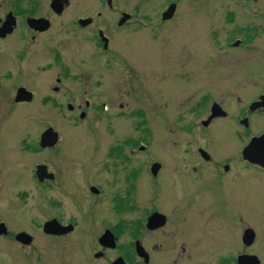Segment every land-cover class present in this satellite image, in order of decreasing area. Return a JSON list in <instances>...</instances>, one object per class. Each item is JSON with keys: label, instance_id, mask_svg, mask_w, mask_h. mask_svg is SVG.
<instances>
[{"label": "rangeland", "instance_id": "rangeland-1", "mask_svg": "<svg viewBox=\"0 0 264 264\" xmlns=\"http://www.w3.org/2000/svg\"><path fill=\"white\" fill-rule=\"evenodd\" d=\"M64 1L69 5L53 31L59 44L43 51L36 64L41 68H30L27 58L21 64L15 61V68L0 65V223L9 232L0 236V264H112L124 247H132L135 225L142 222L137 238L151 252L147 264H219L200 253L210 247L204 242L206 217L194 224L195 218L190 223L187 218L192 189L187 164L199 146L220 157L236 145L241 151L249 136L264 130V114H248V107L264 94V0ZM170 1L177 4L176 12L162 22ZM37 2L45 11L50 0ZM7 5L8 0H0V14ZM123 13L133 18L118 28ZM83 17L94 24L78 31L73 22ZM98 31L111 39L107 53L96 45ZM248 31L252 41L235 49L230 43L243 41ZM52 48L69 70L59 83L63 64L53 61ZM20 65L23 74L18 76ZM12 70L17 76L5 78ZM35 70L39 72L28 79V71ZM19 86L33 93L31 103L14 101ZM87 98L97 106L106 102L109 110L85 108ZM212 103L227 117L204 129L200 123ZM67 105L77 113L68 112ZM243 117L249 119L247 130L239 125ZM47 128L58 140L42 150L38 141ZM140 144L142 151L135 148ZM114 147L143 167L127 205H121L124 166L117 162L116 176L110 172L109 165L117 160L110 155ZM153 162L162 168L158 179L148 170ZM40 164L48 165L56 180L38 183L34 172ZM239 185L236 207L246 218L249 211L254 215L255 229L263 235L264 180L241 179ZM216 208L219 215L225 210L219 204ZM156 210L167 216V225L159 233L148 232L146 218ZM54 219L75 228L65 237L44 234L43 224ZM220 225L221 232L210 233L208 242L215 249L222 240L215 253L228 258L238 249L232 227L225 221ZM105 231L116 237V249L99 244ZM172 231L173 238L167 236ZM20 232L31 236L30 246L14 241ZM99 252L103 255L96 258ZM255 252L264 264V251Z\"/></svg>", "mask_w": 264, "mask_h": 264}, {"label": "flooded vegetation", "instance_id": "flooded-vegetation-1", "mask_svg": "<svg viewBox=\"0 0 264 264\" xmlns=\"http://www.w3.org/2000/svg\"><path fill=\"white\" fill-rule=\"evenodd\" d=\"M53 1L54 0H50V3L47 6L45 5L46 10L42 11L41 6L37 2V0H29V3L28 2L26 4L24 3L25 6L23 5L21 0H13L12 2L8 0V5L5 6L4 12L0 14V29L2 28L4 23H6L7 21H10V31L5 32V33L3 32V34L0 33V65L8 64L9 66L15 68L14 65L21 64L24 61V59L27 58V60L30 62L29 63L30 68L31 66L32 67L39 66V67H36V69L41 68L42 65H39V64L36 65V64L40 63V57L43 55L44 53L43 51L47 47H49L51 43H53L54 45L59 44V40L57 39L56 36H54L55 35V33L53 32L54 27H57V22L59 20L61 21V17L63 16V11L69 5V2L64 1L62 3L61 12L57 13L52 7ZM59 1H63V0H59ZM171 4H175L176 9H177V4L174 1H170L169 5ZM176 9H175V12H176ZM162 15L163 13H161V17H160V20L162 22H169L174 17L173 15L170 19L163 20ZM132 18L133 17L129 15L127 19L124 21V24L122 26H125L127 23H129ZM31 20H36V21L41 20L43 22L35 24L32 22L30 23ZM80 21H86V22L84 25H81ZM91 24H94V23H93V19L90 17L77 18L76 21L73 22L74 28L78 31H83L84 29L89 27ZM117 25H118V28H120L121 25H119V21ZM250 32L251 31L247 32V35L243 41L236 39L233 41V43L231 42L230 44L233 46L234 43L237 41H239L242 44H246L250 40L252 41L253 36H249ZM27 40L29 41L28 43H27ZM95 40H96L97 47L98 48L101 47L104 53L105 52L107 53L108 46L111 44V39L107 37L106 35H104L102 31H98V37L95 38ZM72 45L73 44L71 42V46ZM19 46H20V49H17L16 51V48H18ZM233 47L235 49H238L239 45L236 47L235 46ZM29 48L32 50L29 51L30 54H28V57H26L27 53H25V51L28 50ZM52 49H53L52 51L53 61H58L61 64H63L61 53H59L54 48ZM15 61L17 62V64L15 63ZM29 64L25 65V68L27 70L29 69ZM55 64H58V63H55ZM61 66H62L63 74L62 73L60 74V79L58 78L56 79L57 83L61 82V80L65 81V79L69 77L68 75L69 70L67 69L66 65L63 64ZM26 69L25 71H27ZM22 70L23 68H21V65H20L18 76L23 74V73H20L22 72ZM13 71L14 70H12V73L7 72V74H5L6 76L5 78H10V76L11 78H14L16 73H14ZM28 72L30 74L28 77L29 79L32 73L39 72V71L35 70V71H28ZM36 76L37 75H35V77ZM21 87L22 86H19V88ZM54 91L58 92V88L54 89ZM44 101H47V100H44ZM49 101L55 104L54 99H49ZM83 104L85 108H89V109L93 108V110H99L102 112L104 111L107 112L109 110V107L106 102L97 106V105H93L91 101L87 98V99H84ZM213 104H217V103H212V105L210 106V111L206 115V119L204 121H201L200 123L204 129L208 128L209 126L211 127L218 120H225L227 117L226 112H225L226 113L225 115L212 116L213 115V111H212ZM66 109L68 110V112L77 113V111L74 110V107L71 105H67ZM259 112L263 114L261 110H257V111L250 112V113L254 114V113H259ZM83 115L85 116V114ZM243 121H247V126L241 125ZM239 125L243 126L244 129L247 130L249 127V119L247 117H243L242 120L239 121ZM232 133L233 135H236L237 139L239 138L238 141L241 140V136L238 132L234 131ZM263 134H264V130L258 133L257 135L249 136L248 140L246 141V144H244L241 151H237L238 145H236L231 152L222 153L220 157H215L213 152L208 151L205 146L204 147L199 146L195 149V151H192V154L194 153L195 156L189 158V163L187 164V178L189 179L188 183L190 184V186H192V189L190 190V194L187 196V218L189 220V223L191 222L192 218L193 219L195 218L193 222L194 224L197 222V219L200 218L202 222L205 220V217H206L205 224L208 225V229L205 234L204 242H205V248L208 245L210 247L200 252L202 256L204 257V260L206 261L217 258V260H219V264H221L222 262H230L232 264H237L239 258L243 259V258H248V257H255L259 261V264H262L261 261H263V259L260 254H257L255 252V249L259 248L264 251V234L259 235L257 232L258 230L255 229L254 224L256 221L254 219V215H252L249 211L248 216L246 218L245 214H242L240 212V210L236 207L235 203H236V198L237 200L239 199L237 195L239 194V191H240L239 182L241 179H245L247 182H251L253 179L258 177L264 180V166H260L259 164L249 162L248 160L242 157V150L248 145L250 140L252 138L262 136ZM131 145L133 146L134 142ZM135 148H137V150H140L139 145L138 147L136 146ZM110 155L112 159L117 158V160L112 161L111 164L109 165L111 174L116 176V170H117V167L119 166L117 162H120V164L124 166V170H125V174L123 176L124 190L122 188V191H121L122 192V197H121L122 204L121 205H127V195L130 197L131 193L136 191L135 181H137L138 178L140 177V174L143 173L142 172L143 167L141 166L139 159H129L121 147L112 148ZM226 156L228 157L225 158ZM155 164L158 165V169H157L156 175L151 174V176L153 178L158 179L160 175L159 172L162 170L159 163L153 162L149 164V169L148 168L147 169L151 173L152 166ZM42 166H45L47 173L51 175L50 176L45 175V177H42L43 182L41 183L50 184L49 182H53L54 180H56L54 174L51 173V170L48 167V165L43 164ZM111 167L114 168L113 171L111 170ZM218 204L220 208L221 207L225 208L224 210L226 211L225 218L223 215L224 211L221 210V215H219L218 211L216 210L217 209L216 206ZM132 208L137 209V203L133 202ZM152 213H160V211L156 210ZM200 213L201 215L199 216ZM223 221L227 223L226 225L227 227H230V226L232 227V233L235 239V247L236 249H238L235 253L230 255L228 258H225V257L222 258L223 254H221L222 256L220 257L218 254L215 253L218 250V248H221L222 240H220L216 244L215 249L211 247L212 246L211 241L208 242V240H210L209 239L210 233L218 234L221 232L222 225H220V223ZM57 222L61 227L68 228L69 230H67L66 232H61V234L56 235L54 237H65L66 235H68L69 232L72 233L73 229L75 228V225L73 223H67L63 225L59 223V221ZM243 224L245 225V227L242 226ZM138 225H135V231L138 234L135 235V239L132 243V247L130 246H128V248L124 247V252H122L121 253L122 255H119L114 260V262L118 261L119 262L118 264H136L137 262L139 263V260L142 261L140 258H138L134 250V243L138 241L141 244V242L143 241L142 238H137L139 236V232H141V229L143 228L142 225L140 226ZM166 225H167V216H165V225L163 227H166ZM5 226L7 229V225ZM240 226L242 227L241 231H240ZM144 229L148 231V229L145 228V225H144ZM156 231H158V229ZM248 231H251L252 233H248ZM148 232H155V231H148ZM157 233H159V231ZM162 234L163 233H161V235ZM175 234H176L175 231H172V232L167 233V236H170L171 238H173ZM8 235H9V232L8 230H6L4 232V237H7ZM16 235H14V241L16 240L15 238ZM31 242L32 240L30 241V243ZM30 243H28L29 246H30ZM197 243L198 245H201L202 241L197 242ZM28 245H22V246H28ZM197 246L195 248H197ZM156 247L157 245L154 248ZM143 248L145 249L148 259L150 261L151 252L148 250V248L145 245L143 246ZM208 249H210V252H208ZM99 254H101V256L103 255V253L101 252H99ZM191 255L195 256L194 254H191ZM198 255H196V257ZM132 261L135 263H133Z\"/></svg>", "mask_w": 264, "mask_h": 264}, {"label": "water", "instance_id": "water-1", "mask_svg": "<svg viewBox=\"0 0 264 264\" xmlns=\"http://www.w3.org/2000/svg\"><path fill=\"white\" fill-rule=\"evenodd\" d=\"M62 1L55 0L52 3L53 9L59 13L61 12L62 8ZM175 12V4H172L168 7V9L163 13L162 18L163 20H168L170 19ZM127 15H123V18L120 20L119 25H121L126 19ZM41 23L43 21L41 20H31L30 23ZM86 21H80L81 25H84ZM10 31V21H7L6 23L3 24L2 28L0 29V33L3 34V32H9ZM238 43L235 44L237 46ZM31 101V94L26 92L24 89H19L17 92V97L15 99V102H30ZM257 109H262L264 113V95H262L259 98L258 102H255L250 105L249 111L253 112ZM212 111L213 115H225L224 112L221 111L218 105L214 104L212 106ZM243 124L246 126L247 122H243ZM57 141V135L51 130L48 129L45 131L42 136H41V141H40V146L42 148L45 147H52ZM242 156L244 159L248 160L249 162L259 164L260 166H264V134L260 137L257 138H252L249 142V144L243 149L242 151ZM158 169V165L155 164L152 166L151 173L152 175H156ZM36 175L39 180H42V177H45V168L43 167H37L36 169ZM91 192L94 194H97V190L91 189ZM164 217L158 214H153L151 215L148 220H147V228L149 230H154L157 229L164 224ZM44 232L47 234H52V235H58L61 234V232H66L69 230L68 228H61L58 226V224L55 221L48 222L44 225ZM5 232V226L3 224H0V235L4 234ZM248 233H252L251 231H248ZM16 240L23 243V244H28L30 242V237L27 236L24 233H21L16 236ZM99 243L103 247H109V248H114L115 246V241L114 237L112 234L109 232H105V234L100 238ZM135 249L136 253L144 258V262L147 263V255L145 254L144 250L142 247L139 245L137 242L135 244ZM100 254L95 255V257H100ZM119 262L116 261L113 264H118ZM237 264H259V261L255 257H248V258H239Z\"/></svg>", "mask_w": 264, "mask_h": 264}]
</instances>
